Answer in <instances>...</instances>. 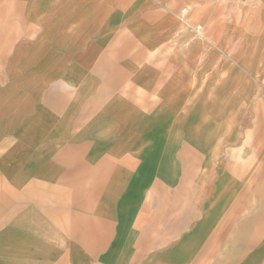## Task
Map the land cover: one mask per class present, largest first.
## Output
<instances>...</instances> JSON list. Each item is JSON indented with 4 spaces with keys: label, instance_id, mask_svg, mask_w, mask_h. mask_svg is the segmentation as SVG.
<instances>
[{
    "label": "crops",
    "instance_id": "crops-1",
    "mask_svg": "<svg viewBox=\"0 0 264 264\" xmlns=\"http://www.w3.org/2000/svg\"><path fill=\"white\" fill-rule=\"evenodd\" d=\"M0 264H264V0H0Z\"/></svg>",
    "mask_w": 264,
    "mask_h": 264
}]
</instances>
